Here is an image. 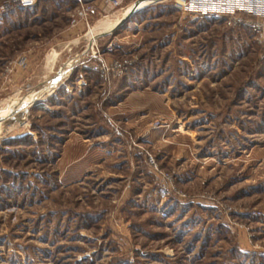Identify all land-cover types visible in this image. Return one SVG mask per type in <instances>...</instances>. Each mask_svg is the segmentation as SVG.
Returning <instances> with one entry per match:
<instances>
[{"label": "rangeland", "instance_id": "1", "mask_svg": "<svg viewBox=\"0 0 264 264\" xmlns=\"http://www.w3.org/2000/svg\"><path fill=\"white\" fill-rule=\"evenodd\" d=\"M136 1L92 0L89 29L73 0L0 14V264H264V48L172 0L124 19ZM142 115L185 121L192 161Z\"/></svg>", "mask_w": 264, "mask_h": 264}, {"label": "built area", "instance_id": "2", "mask_svg": "<svg viewBox=\"0 0 264 264\" xmlns=\"http://www.w3.org/2000/svg\"><path fill=\"white\" fill-rule=\"evenodd\" d=\"M37 0H5L0 4V14L17 8H30ZM73 23L83 19L88 26V17L92 14V0H76ZM112 7L123 8L126 0H102ZM173 7L183 13L199 17H224L232 25L247 26L254 32L256 40L264 48V0H172ZM95 42V41H92ZM94 45H96L94 43ZM127 61L115 62L114 67L122 71Z\"/></svg>", "mask_w": 264, "mask_h": 264}, {"label": "crops", "instance_id": "3", "mask_svg": "<svg viewBox=\"0 0 264 264\" xmlns=\"http://www.w3.org/2000/svg\"><path fill=\"white\" fill-rule=\"evenodd\" d=\"M146 94H148L147 93V91L146 90H144V91H137V92H134V95H136V97H146V96H148V97H150L151 96V94H148V95H146ZM156 97H153V99H154V103L156 102V99H155ZM134 102H136V103H138L139 101L138 100H133ZM151 102H153V101H151ZM142 103H146L145 101H142ZM143 105V104H142ZM136 108L134 109V112L135 111H137V112H139V113H141V112H145L144 110H142V109H145L146 107L147 108H149V109H151V105H145V106H139V105H137V106H135ZM146 108V109H147ZM153 110V111H152ZM155 110V108H152L151 110H149L150 112H156V111H154ZM147 111V110H146ZM141 120L142 121H139L140 123L141 122H143V123H141V124H138V126L139 127H142L144 130V132L142 133V134H140L141 136H143V139L144 140H146V141H149L150 143L151 142H154L156 145H158V146H161L163 149H164V152H166V154L167 153H170L171 155H174L175 156V158H176V160H181L182 162H186V161H188V160H190L191 159V161H192V156H191V152H190V154H188L187 152L186 153H182L181 151H183L184 152V148L185 147H190V145L189 144H187L188 142H190V140H188L189 139V137L192 139V140H195L196 139V137H194L193 136V138H192V135L193 134H191V132L193 133L194 131H191L192 129H189V127H188V125H184V122L185 121H181L182 123H180L179 121V123H180V125H178L179 127H181V128H183L182 130H180V129H178V130H166V131H161V130H152V129H150V128H148V129H145V127H146V125H148V121L150 120L149 118H147L146 116H141ZM171 119H169V121H170ZM171 122V121H170ZM177 122V124H179ZM176 123V121L174 122V124ZM169 125V124H168ZM176 125V124H175ZM158 133L161 135V133L162 134H164V136H165V138H166V140H165V142H163V141H160V140H158L157 139V137L158 136H160V135H158ZM231 134V133H230ZM248 142V141H247ZM260 141L258 140V139H256L255 141H252V143L251 142H248L249 143V145H248V147H250L249 148V152H248V154H239V156H234V155H231V152H230V154H229V156H228V158H230V161H233V163H234V161L236 160V159H238V158H240V159H243L242 161H247V157H249L251 154V149H252V145H258V143H259ZM178 147H181V151H178ZM187 148H185V150H186ZM231 149H232V147H231ZM247 150V149H246ZM247 153V152H246ZM195 159V158H194ZM259 161H264V158H263V156H260L259 158H257ZM198 162V159H196V163Z\"/></svg>", "mask_w": 264, "mask_h": 264}, {"label": "bare ground", "instance_id": "4", "mask_svg": "<svg viewBox=\"0 0 264 264\" xmlns=\"http://www.w3.org/2000/svg\"><path fill=\"white\" fill-rule=\"evenodd\" d=\"M130 8H128V10H130ZM118 20H119V17H117V16H115L114 18H109V17L103 18L102 20L98 21V23L93 28H91L89 30L88 36L91 39H93L98 34H100V33L104 32V31H106L107 29H110L111 27L115 26V24L118 22ZM54 61H55V59L47 61V62L49 64H53Z\"/></svg>", "mask_w": 264, "mask_h": 264}, {"label": "water", "instance_id": "5", "mask_svg": "<svg viewBox=\"0 0 264 264\" xmlns=\"http://www.w3.org/2000/svg\"><path fill=\"white\" fill-rule=\"evenodd\" d=\"M141 1H145V0H139V1H136L130 8L129 12L126 14L125 18L124 19H127L129 14L132 13L133 11L137 10L138 9V6H139V3ZM147 1V0H146Z\"/></svg>", "mask_w": 264, "mask_h": 264}, {"label": "trees", "instance_id": "6", "mask_svg": "<svg viewBox=\"0 0 264 264\" xmlns=\"http://www.w3.org/2000/svg\"><path fill=\"white\" fill-rule=\"evenodd\" d=\"M45 1V0H44ZM74 1V3L77 5V1L76 0H73ZM37 4L38 3H36L34 6H32V7H30V8H36L37 7ZM30 8H19V9H22V10H24V9H30Z\"/></svg>", "mask_w": 264, "mask_h": 264}]
</instances>
